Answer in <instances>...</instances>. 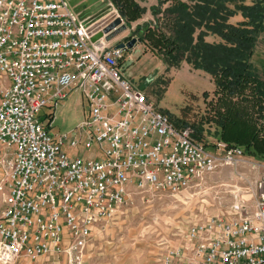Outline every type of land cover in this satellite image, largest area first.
<instances>
[{
	"label": "built area",
	"instance_id": "obj_1",
	"mask_svg": "<svg viewBox=\"0 0 264 264\" xmlns=\"http://www.w3.org/2000/svg\"><path fill=\"white\" fill-rule=\"evenodd\" d=\"M112 12L121 17L81 18L68 0H0V264L79 262L94 226L133 191L180 193L225 165L264 169L239 147L176 125L126 77V42L91 39ZM73 90L87 101L85 119L51 132L40 109ZM256 187L253 207L235 203L229 217L193 223L163 264H264V174Z\"/></svg>",
	"mask_w": 264,
	"mask_h": 264
},
{
	"label": "rangeland",
	"instance_id": "obj_2",
	"mask_svg": "<svg viewBox=\"0 0 264 264\" xmlns=\"http://www.w3.org/2000/svg\"><path fill=\"white\" fill-rule=\"evenodd\" d=\"M251 1L245 0L246 3ZM139 2L147 4L144 0ZM155 2L148 0L146 7ZM68 3L81 18L117 10L110 0H68ZM150 11L148 8L140 19L130 24L124 21L126 28L109 36L112 42L136 38L124 54L123 72L133 83L140 85L160 108L175 117L182 115L189 122L202 123L203 138L211 143L218 137V129L207 121L202 122L201 117L208 111L207 103L213 97V80L208 73L193 68L185 60L177 67L169 65L160 50L140 40L138 33L133 34L141 24L154 22ZM159 17L163 25V19ZM241 19L237 13L229 21L236 23ZM206 39L219 41L215 35H208ZM251 61L257 74L264 77V33L256 40ZM204 92L208 95L205 96ZM86 106L87 101L81 91L73 90L58 105L48 102L38 115L51 132L69 133L85 119ZM263 174L262 167L253 168L240 163L221 166L201 186L180 193L133 191L131 199L119 206L112 217L94 226L79 262L69 261L61 255H45L35 260L19 258L11 264H163L164 255L183 243L185 233L193 223L212 216L229 217L235 203L243 202L245 206L253 207L258 190L256 180Z\"/></svg>",
	"mask_w": 264,
	"mask_h": 264
},
{
	"label": "trees",
	"instance_id": "obj_3",
	"mask_svg": "<svg viewBox=\"0 0 264 264\" xmlns=\"http://www.w3.org/2000/svg\"><path fill=\"white\" fill-rule=\"evenodd\" d=\"M110 1L127 24L146 10L138 0ZM167 1L158 0L151 7L154 22L141 24L134 33L160 50L169 65L177 67L185 60L208 73L214 90L202 122L216 126V139L264 162V77L251 61L256 40L264 33V0H172L164 7ZM237 13L242 19L230 22ZM208 35L219 41H208ZM165 112L176 125H192L194 136L203 138L202 123Z\"/></svg>",
	"mask_w": 264,
	"mask_h": 264
},
{
	"label": "water",
	"instance_id": "obj_4",
	"mask_svg": "<svg viewBox=\"0 0 264 264\" xmlns=\"http://www.w3.org/2000/svg\"><path fill=\"white\" fill-rule=\"evenodd\" d=\"M94 27H96V30H99L100 28H102V30L97 31L91 37V39L93 41L100 38L104 34H110L111 35V34L117 32L118 30H120L121 28H126V24L122 20L121 17L116 16V14L114 12H112V13H110V15H109V17L105 23L98 22L91 28H94ZM135 42H136V38L132 37L129 41L126 42V47L131 48ZM116 47H125V44L123 42H119L116 44Z\"/></svg>",
	"mask_w": 264,
	"mask_h": 264
},
{
	"label": "crops",
	"instance_id": "obj_5",
	"mask_svg": "<svg viewBox=\"0 0 264 264\" xmlns=\"http://www.w3.org/2000/svg\"><path fill=\"white\" fill-rule=\"evenodd\" d=\"M139 1V0H138ZM145 1V3H147L148 4V0H144ZM157 2H158V0H156V2L154 3V4H152L151 6H149L148 8H150L151 9V7H153L154 5H156L157 4ZM140 3V2H139ZM141 4V3H140ZM146 4V5H147ZM142 6H144L145 8H146V10L148 9L147 7H146V5H143V4H141ZM146 10H145V12H146ZM144 12V13H145ZM151 12V11H150ZM143 13V14H144ZM143 16V15H142ZM140 19V18H139ZM138 20V19H137Z\"/></svg>",
	"mask_w": 264,
	"mask_h": 264
}]
</instances>
